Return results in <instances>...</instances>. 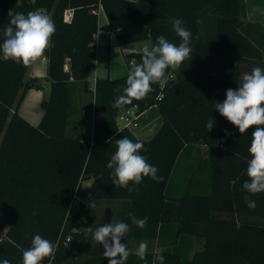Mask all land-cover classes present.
<instances>
[{"label": "trees", "instance_id": "1", "mask_svg": "<svg viewBox=\"0 0 264 264\" xmlns=\"http://www.w3.org/2000/svg\"><path fill=\"white\" fill-rule=\"evenodd\" d=\"M100 6L107 17L101 26ZM68 8L73 9L70 20L65 19ZM10 9L25 14L43 10L54 21L55 34L45 52L50 94L42 101L38 125L15 108L31 86L24 83L30 64L0 60V260L22 264L23 251L39 234L55 247L54 257L42 264L50 259L51 264H107L102 246L82 228L110 223L90 220L93 201L124 199L116 210L120 218L111 223L130 225L122 241L130 251L126 264H145L129 243L153 242L159 223L170 221L178 224L179 233L204 241V248L188 260L169 249L147 250V264H154L157 255L164 256V264H264V193L242 189L249 179L253 129L241 135L215 110L226 90L240 85L241 62L264 69V25L249 21L245 0H0V43ZM173 18L182 19L191 32L192 58L177 70L169 68L166 83L152 84L146 98L125 106L137 105L139 113L152 105L160 110L161 126L151 139L142 140L120 127L119 109L112 107L126 87L130 61L140 63L142 52L124 54L127 74L92 83L96 34L104 29L119 44L151 39L152 45L163 35L179 46ZM75 90L94 96L89 137L69 133L78 113ZM211 118L215 124L207 131ZM124 136L143 144L140 154L159 169L162 181L145 177L139 185L130 182L128 189L113 185L107 163L116 151L115 140ZM193 143L207 144L209 155L190 176L184 194L168 197L165 187L175 160ZM246 198L255 201L254 209ZM129 214L147 217L146 228L132 225Z\"/></svg>", "mask_w": 264, "mask_h": 264}, {"label": "clouds", "instance_id": "2", "mask_svg": "<svg viewBox=\"0 0 264 264\" xmlns=\"http://www.w3.org/2000/svg\"><path fill=\"white\" fill-rule=\"evenodd\" d=\"M9 22L2 30L0 43V60L13 61L29 65L42 57L51 46L55 34V24L52 18L41 11L22 12L8 11ZM180 18H173L172 27L181 43L177 46L163 35L158 36L154 45H144L141 49L142 61L134 63L126 79V87L122 94L116 97L113 108L123 110L133 100H141L152 92V84L163 85L167 80V70H177L182 63L192 58L191 32L184 26ZM120 92L121 89H116ZM226 99L216 103L215 110L229 123L235 126L239 133L251 132V143L248 148L250 159L247 161L246 180L242 189L251 195L264 193V69L254 67L250 72L242 75L241 84L234 89L226 90ZM215 121L209 119L205 125L211 131ZM226 135L231 133L226 131ZM111 140L108 141L110 143ZM116 151L107 163L111 169L112 182L115 187L129 188V183L139 185L145 177L155 181H162L158 176L159 169L148 163L147 158L141 155L144 146L134 142L127 136L115 140ZM131 190V189H129ZM247 207L254 209V200L245 199ZM94 201L91 207H94ZM90 207V206H89ZM131 224L144 229L147 226V217L138 218L129 214ZM86 237H90L103 248V255L107 264H126L130 255L127 244L122 242L130 231L126 222L104 223L95 229L82 228ZM148 244L141 241L137 250L140 260L147 264ZM55 247L51 241L36 234L31 241V247L24 250L22 264H42L45 258H53ZM155 261L164 264V256L157 255ZM154 261V264H155ZM0 264H11L9 259L0 260ZM51 264V259L49 260Z\"/></svg>", "mask_w": 264, "mask_h": 264}, {"label": "crops", "instance_id": "3", "mask_svg": "<svg viewBox=\"0 0 264 264\" xmlns=\"http://www.w3.org/2000/svg\"><path fill=\"white\" fill-rule=\"evenodd\" d=\"M254 1H260L261 7L264 8V0ZM246 10L249 21L264 25L263 17L259 15L250 17L248 9ZM98 17L100 26L107 23V17L103 9L99 10ZM103 32H107V35L103 34ZM96 39L97 52L93 70L95 71L94 80H92L91 74L89 75V79L92 81V83L96 78L99 77L109 76L111 78H117L127 74L128 63L126 62L124 54L131 51H141L143 46L146 44L149 46L152 45L151 39L127 44H119L115 34L104 29L98 30ZM106 44L108 46V50L104 53V51H100L99 46L102 48V45L104 47ZM118 47L120 48L121 53L118 50ZM120 54L124 58L123 62L121 59L118 61L115 59V57L121 58L119 57ZM240 66L241 82L242 75L244 73L250 72L254 67H259L257 63L253 61H243L241 62ZM47 68L48 63L45 54L34 62L30 63L24 83L29 82L31 86L25 92L23 98L18 102L16 101L15 108L32 125H38L41 121L44 113L42 101L49 98L50 87L46 79ZM114 72L117 74L112 75ZM75 99L78 113L74 115L73 123L70 126L69 133L73 136L89 137L93 126V113L90 115V110L94 105V96L92 93L80 91V93L77 94V98ZM162 122L163 117L160 110L156 105H152L139 114L138 126L129 129L137 138L149 140L154 136ZM209 151V146L204 143L186 144L183 147L175 160L174 166L167 181L165 187L166 196L180 197L184 194L187 189L190 176L195 171L199 163L208 157ZM129 244V249L137 252L140 242H130ZM147 244V250H151L153 253H158L162 250L169 249L172 252H175L180 258L185 260L191 259L198 250L204 248V241H199L198 238L193 234L179 233L178 224L172 221L160 222L155 240L153 242L147 241Z\"/></svg>", "mask_w": 264, "mask_h": 264}, {"label": "rangeland", "instance_id": "4", "mask_svg": "<svg viewBox=\"0 0 264 264\" xmlns=\"http://www.w3.org/2000/svg\"><path fill=\"white\" fill-rule=\"evenodd\" d=\"M245 4H246V9H248V11H249L250 17H254L256 15H259V16L264 18V8L261 7L260 1L256 2L254 0H245ZM101 20H102V16H101ZM103 34L107 35V32H103ZM100 41H101V34H100ZM125 48H127V47H125ZM99 49H100V51H104V53H105L108 50V46H107V44L104 47L102 45V48H101V46H99ZM118 50L121 53V50L119 47H118ZM119 57H121V58L115 57V59H117V61L119 59H121V61L123 62L124 58L121 56V54ZM122 67H124V66H122ZM128 68H129V66H128ZM114 74H117V73L116 72L112 73V75H114ZM94 77H95V71H93L91 73L92 80H94ZM78 93H80L79 90L74 91V98H77ZM91 109H92V107H91ZM90 115H91V110H90ZM121 201H124V199L99 200L97 202H94L95 206L90 209V220L92 222H112V221L118 220L120 217L118 216L119 214L116 212V210L120 207L119 203H121ZM5 229H6V227H5Z\"/></svg>", "mask_w": 264, "mask_h": 264}, {"label": "built area", "instance_id": "5", "mask_svg": "<svg viewBox=\"0 0 264 264\" xmlns=\"http://www.w3.org/2000/svg\"><path fill=\"white\" fill-rule=\"evenodd\" d=\"M102 9L100 6L99 9L97 10V14L99 10ZM34 11H41L44 12L41 9H36ZM73 14V9L68 8L65 10V19L70 20L71 16ZM129 64H134V59L130 61ZM137 105L125 108L123 110H119L117 114V121L120 127H127V128H132L138 126V117H139V112L137 111Z\"/></svg>", "mask_w": 264, "mask_h": 264}]
</instances>
